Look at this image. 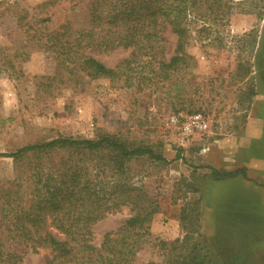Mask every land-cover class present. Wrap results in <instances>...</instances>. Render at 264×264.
<instances>
[{
	"label": "rangeland",
	"instance_id": "obj_1",
	"mask_svg": "<svg viewBox=\"0 0 264 264\" xmlns=\"http://www.w3.org/2000/svg\"><path fill=\"white\" fill-rule=\"evenodd\" d=\"M90 1L0 0V153L59 137L96 140L102 135L132 148H151L167 162L142 158L131 164L136 186L158 206L150 242L137 262L165 264L166 254L186 260L197 254L205 264H264V136L243 147L248 129L262 115L264 0H216L209 35L190 15L184 69L167 80L155 74V62L146 65L147 58H140L116 81H51L55 59L40 48L43 26L48 31L66 23L88 27ZM167 38L172 56L177 39L171 33ZM130 52L91 54L116 68ZM141 71L152 80H139ZM195 113L204 115L208 129L184 134L183 119ZM175 116L181 121L174 123ZM38 162L0 157V181L21 174L28 185ZM131 216L123 208L97 222L93 244L100 246L107 232ZM15 249L23 252L22 264H44L50 256L48 249Z\"/></svg>",
	"mask_w": 264,
	"mask_h": 264
},
{
	"label": "trees",
	"instance_id": "obj_2",
	"mask_svg": "<svg viewBox=\"0 0 264 264\" xmlns=\"http://www.w3.org/2000/svg\"><path fill=\"white\" fill-rule=\"evenodd\" d=\"M88 13V27L83 29L69 23L55 31L43 26L40 48L55 59L51 81L62 85L116 81L133 70L140 58H147L143 60L146 65L155 62V74L167 80L184 69L185 50L192 38L189 16L193 15L196 25L201 22V32L211 34L216 0H91ZM220 13L225 14L223 9ZM168 33L177 39L172 56L167 55ZM119 49L131 52L116 68L91 54ZM137 74L139 80H152L142 71ZM55 155L58 161L52 160ZM0 157L13 158L16 163L22 158L39 160L28 185L21 174L0 181V264H22L23 252L17 246L32 252L48 249L50 256L44 264H156L137 262L143 246L150 242L158 206L136 186L131 167L142 158L167 162L151 148H132L108 135L96 140L59 137L0 153ZM123 208L132 216L107 232L100 246L94 245L92 227ZM166 256L165 264H205L197 254L188 260Z\"/></svg>",
	"mask_w": 264,
	"mask_h": 264
},
{
	"label": "built area",
	"instance_id": "obj_3",
	"mask_svg": "<svg viewBox=\"0 0 264 264\" xmlns=\"http://www.w3.org/2000/svg\"><path fill=\"white\" fill-rule=\"evenodd\" d=\"M181 116H175L172 118L174 123L180 122ZM208 122L202 113H195L186 116L181 123V130L184 134L191 135L194 133L205 132L208 129Z\"/></svg>",
	"mask_w": 264,
	"mask_h": 264
},
{
	"label": "crops",
	"instance_id": "obj_4",
	"mask_svg": "<svg viewBox=\"0 0 264 264\" xmlns=\"http://www.w3.org/2000/svg\"><path fill=\"white\" fill-rule=\"evenodd\" d=\"M263 103H264V98H261L260 104H261L262 115L260 116L259 121L252 124V126H250L251 127L250 130L248 129L247 133H249V135L247 136V140H245V144H243L244 149H247L249 147L248 145L252 146L254 143H259L260 141L263 140V136H264V121L262 119L264 114ZM261 158L264 159L263 156H261Z\"/></svg>",
	"mask_w": 264,
	"mask_h": 264
}]
</instances>
